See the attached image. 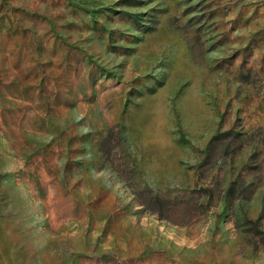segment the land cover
<instances>
[{"label": "rangeland", "instance_id": "1", "mask_svg": "<svg viewBox=\"0 0 264 264\" xmlns=\"http://www.w3.org/2000/svg\"><path fill=\"white\" fill-rule=\"evenodd\" d=\"M0 264H264V0H0Z\"/></svg>", "mask_w": 264, "mask_h": 264}]
</instances>
